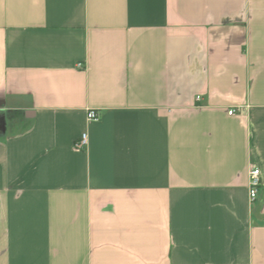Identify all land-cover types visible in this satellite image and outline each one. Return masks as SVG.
Here are the masks:
<instances>
[{"label": "crops", "instance_id": "crops-1", "mask_svg": "<svg viewBox=\"0 0 264 264\" xmlns=\"http://www.w3.org/2000/svg\"><path fill=\"white\" fill-rule=\"evenodd\" d=\"M0 264H264V0H0Z\"/></svg>", "mask_w": 264, "mask_h": 264}, {"label": "built area", "instance_id": "built-area-1", "mask_svg": "<svg viewBox=\"0 0 264 264\" xmlns=\"http://www.w3.org/2000/svg\"><path fill=\"white\" fill-rule=\"evenodd\" d=\"M198 98V97H197ZM234 111H228V115H232ZM87 120L88 121H95L97 120V116L93 110H89L87 113ZM87 143L86 135H82L80 139L73 145L76 150H82L85 148ZM260 184L259 178V170L253 168L249 171L248 174V197L249 201L253 202L257 197V189Z\"/></svg>", "mask_w": 264, "mask_h": 264}]
</instances>
